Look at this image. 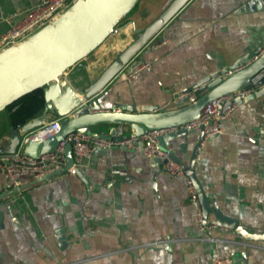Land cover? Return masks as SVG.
<instances>
[{"label":"crops","instance_id":"1","mask_svg":"<svg viewBox=\"0 0 264 264\" xmlns=\"http://www.w3.org/2000/svg\"><path fill=\"white\" fill-rule=\"evenodd\" d=\"M39 1L0 0V37ZM178 1L130 0L123 21L86 44L83 58L65 67L60 79L81 97L118 57L136 55L151 70L131 83L114 75L93 100L103 111L116 103L173 110L176 93L264 47V11L236 13L249 0H185L144 40ZM62 114L74 111L52 110L47 117ZM6 124L2 108L0 154L20 141L21 127L12 130ZM116 127L89 129L110 135ZM121 131L132 132L128 125ZM259 131H264V105L243 100L222 133L196 150V132L166 143L158 138L183 165L194 153L193 172L207 202L251 233L264 232V135ZM72 166L32 184L33 179L24 180L21 186H27L0 197V264H208L211 255L264 264V243L243 242L228 228L212 226L209 236L215 241L206 240L184 182L153 165L139 145L98 148L87 159H73ZM8 191L0 175V195ZM207 220H213L211 213ZM59 230L62 245L56 239Z\"/></svg>","mask_w":264,"mask_h":264},{"label":"water","instance_id":"2","mask_svg":"<svg viewBox=\"0 0 264 264\" xmlns=\"http://www.w3.org/2000/svg\"><path fill=\"white\" fill-rule=\"evenodd\" d=\"M127 1L85 0L81 5L68 9L52 28L42 30L28 43L0 57V110L31 89L37 86L43 87V110L40 115L25 122L21 126V132L39 126L52 110L58 114L63 111H74V115L61 121L60 130L53 137L43 142L25 143L22 148L24 155L36 158L49 152L56 147L59 141L63 140L67 133L74 130L87 133L93 137L109 138L108 135L93 132L89 129V127L96 124L116 125L120 128L122 125H128L133 134L141 135L148 130L169 128L185 123L195 119L207 103L237 90H248L249 86L246 85L248 80L264 69V47L259 45L249 53L236 59L231 65L202 77L194 85L174 95L175 101L180 95L191 93L197 97L194 103L186 104V97L176 103V108L173 110L160 109L157 105L134 106L119 103L112 104L111 110H100L99 104L93 98L121 69L126 61L124 57H118L108 71L95 81L90 88L85 90L81 97H77L73 89L60 79V73L65 67H70L74 62L83 58L82 50L87 44L88 37L101 32L109 21H107L109 15L111 13L114 15L116 8L124 6ZM184 1H178L161 17L158 23L152 25L145 32L144 40L153 35ZM254 11H264V0H249L236 13ZM21 85L27 86V89L23 92L21 91ZM244 100H261V104L264 105V85L255 88ZM242 101L236 99L235 103H241ZM227 105L228 103H224L223 108ZM190 133H193V131L182 129L164 133L159 138L163 143H166L167 140L184 137ZM259 133L264 135V131H259ZM128 135L123 134L121 137L127 138ZM201 137V134H199L195 150L200 145ZM183 147H185L184 142L178 144L181 151ZM63 154L65 166L62 169L44 174L28 184L66 172L73 164L69 143L65 144ZM169 157L182 167L185 176L192 183L200 206L202 221L205 225L228 228L239 236L243 242L264 243V232H248L236 220L223 216L214 203L210 205L207 202L206 195L201 190L193 172L194 153L191 155L188 165H183L172 153ZM151 162L153 165L163 163L157 159H152ZM74 172L82 177L78 169H75ZM25 186L27 185L24 184L18 188L10 189L0 197L19 191ZM208 213H211L213 220H207ZM56 234L59 245H62V231L59 230Z\"/></svg>","mask_w":264,"mask_h":264},{"label":"built area","instance_id":"3","mask_svg":"<svg viewBox=\"0 0 264 264\" xmlns=\"http://www.w3.org/2000/svg\"><path fill=\"white\" fill-rule=\"evenodd\" d=\"M74 2L75 0H40L35 6L25 12L18 21L10 25L9 29L0 37V57L28 43L42 30L56 23L74 5ZM150 70L151 64L137 61L135 55L125 61L116 75L122 76L127 83H131ZM246 85L249 86L248 90H237L225 94L207 103L195 119L176 126L148 130L141 135H135L131 132L127 138L121 137L123 134L120 127H116L108 135L109 138L93 137L87 133L74 130L67 133L53 150L36 158L24 155L22 148L25 143L43 142L53 137L59 132L61 121L67 118L68 115L62 114L58 117H47L43 123L34 129L21 132L20 141L16 149L0 154V175L6 182L7 187L13 189L21 186L24 180L35 179L44 174L62 169L65 166L63 148L67 143L70 144L71 155L75 161L89 158L98 148L122 147L124 149H133L139 145L142 154L147 159L162 161V169L169 177L181 179L184 182L187 202L195 211L197 229L205 234L204 238L206 240L213 242L215 239L209 236V229L212 226L205 225L202 221L200 206L192 183L185 176L182 167L170 159L171 149L159 146L158 138L167 132L182 129L191 130L201 134V145L203 140L221 134L224 122L230 120L235 112L238 104L235 103V100H244L251 91L264 85V69L253 75ZM186 97V104L194 103L197 100V97L190 93L188 95H180L173 103H178ZM224 103H228L225 108H223ZM72 167L69 169H72ZM112 172L114 173L115 171ZM208 264H236V262L231 257L211 255Z\"/></svg>","mask_w":264,"mask_h":264},{"label":"trees","instance_id":"4","mask_svg":"<svg viewBox=\"0 0 264 264\" xmlns=\"http://www.w3.org/2000/svg\"><path fill=\"white\" fill-rule=\"evenodd\" d=\"M42 89V86L35 87L3 107L7 111L6 126L9 129L15 130L29 119L41 114L44 107Z\"/></svg>","mask_w":264,"mask_h":264},{"label":"rangeland","instance_id":"5","mask_svg":"<svg viewBox=\"0 0 264 264\" xmlns=\"http://www.w3.org/2000/svg\"><path fill=\"white\" fill-rule=\"evenodd\" d=\"M84 1H85V0H75L74 5H72V7H77V6L81 5ZM129 1H130V0H128V1L124 4V6H121V7H117V8H116L113 17L110 18V19H108L109 21L107 22L105 28H104L101 32H99L98 34L88 37V39H87V44H90V43H92L93 41L99 39V37H100V35H101V33H102L103 31L109 30V29H111L112 27H116V26H118V25L121 23V21H123V19H122V18H123V13H124V11L126 10V8L128 7V5L130 4ZM115 14H116V15H115ZM56 23H57V22H56ZM56 23H53L50 27L54 26ZM107 25H108V26H107ZM83 49H84V48H83ZM63 70H65V68L62 69V71H63ZM37 87H39V86H37ZM33 89H34V88H33ZM8 129H9V128H8Z\"/></svg>","mask_w":264,"mask_h":264},{"label":"bare ground","instance_id":"6","mask_svg":"<svg viewBox=\"0 0 264 264\" xmlns=\"http://www.w3.org/2000/svg\"><path fill=\"white\" fill-rule=\"evenodd\" d=\"M113 13H111L110 15H109V17L107 18V21H108V19H110V18H112L113 17V15H112ZM116 15V14H115ZM108 26V25H107ZM53 27V26H52ZM52 27H48V29L49 28H52ZM27 89V86L26 85H21V91L23 92V91H25ZM80 97V96H79Z\"/></svg>","mask_w":264,"mask_h":264}]
</instances>
